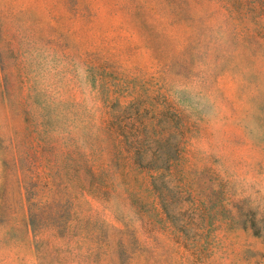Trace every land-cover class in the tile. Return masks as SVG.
Segmentation results:
<instances>
[{"label": "rangeland", "instance_id": "rangeland-1", "mask_svg": "<svg viewBox=\"0 0 264 264\" xmlns=\"http://www.w3.org/2000/svg\"><path fill=\"white\" fill-rule=\"evenodd\" d=\"M0 264H264V0H0Z\"/></svg>", "mask_w": 264, "mask_h": 264}]
</instances>
